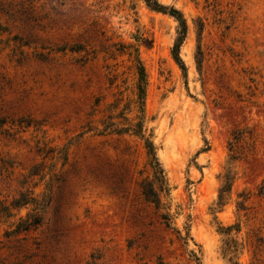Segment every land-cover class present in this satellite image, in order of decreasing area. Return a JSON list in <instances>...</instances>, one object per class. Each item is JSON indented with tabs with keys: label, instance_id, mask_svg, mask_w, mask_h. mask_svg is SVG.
<instances>
[{
	"label": "rangeland",
	"instance_id": "obj_1",
	"mask_svg": "<svg viewBox=\"0 0 264 264\" xmlns=\"http://www.w3.org/2000/svg\"><path fill=\"white\" fill-rule=\"evenodd\" d=\"M158 1L0 0V264H264V0Z\"/></svg>",
	"mask_w": 264,
	"mask_h": 264
},
{
	"label": "trees",
	"instance_id": "obj_2",
	"mask_svg": "<svg viewBox=\"0 0 264 264\" xmlns=\"http://www.w3.org/2000/svg\"><path fill=\"white\" fill-rule=\"evenodd\" d=\"M145 2L148 4V6L154 10L167 12L168 7L161 4L158 0H145ZM170 14L173 15L179 22L180 27V35L176 44V47L180 45L182 42L184 36L186 35L187 26H186V20L183 18V16L180 14V12L174 8H169ZM179 15V16H178ZM178 59V56H177ZM138 62V81H137V102L140 106V111L144 112V104H145V95H146V72L145 69L140 62V60H137ZM136 133L142 138L145 144V148L147 150V154L150 158V166L152 168L154 179L153 181L144 180L142 184V191L146 199L150 202H154L156 206L160 205V196L159 192L163 190L165 187V175L164 170L158 160L157 154H156V148L153 143V141L146 137L145 134L142 131V124L139 125V130H136ZM158 187V188H157ZM163 218L166 220V223L169 224V216L163 215ZM235 228V227H234ZM233 229V226L225 228L223 231L224 233H229ZM237 231L239 230V227L235 228ZM230 250L228 243H226L225 251L228 252Z\"/></svg>",
	"mask_w": 264,
	"mask_h": 264
}]
</instances>
